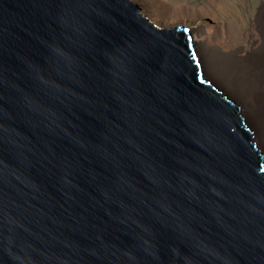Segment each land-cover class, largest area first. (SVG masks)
Listing matches in <instances>:
<instances>
[{
	"label": "water",
	"instance_id": "1",
	"mask_svg": "<svg viewBox=\"0 0 264 264\" xmlns=\"http://www.w3.org/2000/svg\"><path fill=\"white\" fill-rule=\"evenodd\" d=\"M0 264H264V157L189 26L0 0Z\"/></svg>",
	"mask_w": 264,
	"mask_h": 264
},
{
	"label": "bare ground",
	"instance_id": "2",
	"mask_svg": "<svg viewBox=\"0 0 264 264\" xmlns=\"http://www.w3.org/2000/svg\"><path fill=\"white\" fill-rule=\"evenodd\" d=\"M216 4L222 5L219 8L221 11L227 9L228 15L231 16L228 20L235 24L243 23L244 19L249 17L248 11L244 14L239 10L241 13H238L237 9H241V0H212V5L215 7L211 15L214 22L212 27L216 26V19H220ZM190 28L202 69L241 106L245 120L264 157V1L255 17V36L258 42L256 47L250 50H240L244 53L224 51L220 45L210 46L206 43L205 37L199 33L201 27L190 26Z\"/></svg>",
	"mask_w": 264,
	"mask_h": 264
},
{
	"label": "rangeland",
	"instance_id": "3",
	"mask_svg": "<svg viewBox=\"0 0 264 264\" xmlns=\"http://www.w3.org/2000/svg\"><path fill=\"white\" fill-rule=\"evenodd\" d=\"M140 8V12L158 27H170L176 24L201 27L200 35L205 37L210 46L220 45L224 51L250 50L258 42L255 36V17L264 0H241L238 13L250 12L243 23L229 21L227 9L221 11V4H216L220 19L212 27L215 7L212 0H131ZM219 2V1H218ZM236 2V1H235ZM243 5V6H242ZM241 12H240V11ZM180 19V21H176ZM193 19V20H192ZM217 27V28H216ZM254 33V34H253ZM222 88V87H221ZM223 89V88H222Z\"/></svg>",
	"mask_w": 264,
	"mask_h": 264
}]
</instances>
